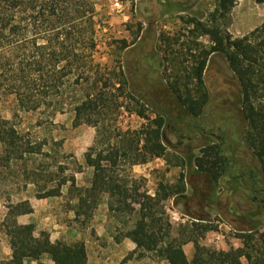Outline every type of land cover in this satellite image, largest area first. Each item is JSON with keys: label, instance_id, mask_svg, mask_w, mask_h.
I'll list each match as a JSON object with an SVG mask.
<instances>
[{"label": "rangeland", "instance_id": "374dc122", "mask_svg": "<svg viewBox=\"0 0 264 264\" xmlns=\"http://www.w3.org/2000/svg\"><path fill=\"white\" fill-rule=\"evenodd\" d=\"M115 1L122 4L121 13L113 10ZM91 2L96 11L94 62L109 78V98H116L117 76L123 72L126 90L138 102L119 97L120 107L111 106L102 124L115 136L146 126L135 113L139 109L146 110L151 119L153 110L166 116L165 156L134 166L124 160L110 175L126 182L129 190L150 195L160 183L184 186L182 195L161 203L164 219L172 226L171 239L182 242L192 236L206 250L227 252L243 248L237 236L244 234L253 239L244 250L256 259L264 258V179L245 141L240 92L224 55L217 52L207 58L203 88L208 103L199 117L186 113L169 90L175 80L190 92L196 88L193 68L212 43L188 22L205 24L216 0ZM235 2L229 15L217 16L214 25L233 38H242L264 23V0ZM0 119L8 121L19 137L18 153L9 160L0 144V258L11 255L3 231L9 223L8 208L13 206L25 211L17 223L28 224L36 234L47 231L44 214L50 213L65 230L53 238L68 246L79 243L84 247L85 241L109 238V221L124 228L121 236L134 227L137 210L110 211L106 195L100 196L95 209L77 210L79 195L91 185L93 169L85 164L84 156L93 145L96 129L84 123L75 126L68 105L57 113L49 109L24 112L13 96L0 92ZM112 142H116L114 137ZM209 145H220L230 160L226 176L218 183L198 174L193 166L199 150ZM56 191L60 195L52 200L42 198ZM203 227L210 231L203 232ZM189 246L194 255L193 245ZM150 254L161 260L156 252ZM42 262L51 264L46 257ZM241 262L246 264L244 259Z\"/></svg>", "mask_w": 264, "mask_h": 264}, {"label": "trees", "instance_id": "16d2710c", "mask_svg": "<svg viewBox=\"0 0 264 264\" xmlns=\"http://www.w3.org/2000/svg\"><path fill=\"white\" fill-rule=\"evenodd\" d=\"M235 4V0H216L211 19L205 24L189 20L188 24L196 27L200 36L209 37L212 46L196 60L192 72L196 88L190 92L175 80L169 90L186 113L193 117L202 115L208 103V93L203 88L207 58L212 53H222L238 84L247 147L264 179V23L242 38L222 31L214 22L217 16L229 15ZM95 14L91 0H0V92L13 96L24 112L49 109L57 113L68 105L75 126L84 123L96 129L93 145L84 156L85 164L93 169L91 185L79 195L77 210L95 209L101 195L107 196L110 211L137 210L138 219L126 237L137 249L156 252L168 264H243L241 259L246 264H264V258L256 259L244 250L253 241L244 234L237 236L243 248H230L227 252L206 250L192 236L182 242L171 239L172 226L164 219L161 203L182 195L184 186L160 183L150 195L129 190L126 182L110 175L124 160L134 166L165 156L162 130L166 116L153 110L155 117L151 119L146 110L139 109L136 115L147 122L142 130L114 136L104 127L109 108L120 107L119 97L138 102L126 90L123 72L117 76L116 98H109V78L94 62ZM113 137L116 142H112ZM18 140L16 130L0 119V144L6 148L8 160L11 154L18 153ZM193 166L198 174L218 183L226 176L230 160L223 155L220 145H209L199 150ZM46 193L42 198L60 195L59 191ZM24 214L22 206L8 208L9 223L3 232L11 255L0 258V264H45L44 257L52 264L86 262L81 244L52 243L48 233L41 231L36 235L33 227L18 224L16 218ZM201 230L210 231L207 227ZM187 243L195 251L190 262L183 251Z\"/></svg>", "mask_w": 264, "mask_h": 264}, {"label": "crops", "instance_id": "0c3cea01", "mask_svg": "<svg viewBox=\"0 0 264 264\" xmlns=\"http://www.w3.org/2000/svg\"><path fill=\"white\" fill-rule=\"evenodd\" d=\"M46 200H48V198ZM50 200H52V197ZM44 217H46L49 223V228L46 229V233L48 232L50 241L52 243L60 241L58 238H53V236L59 237L63 235V231L65 230H63L60 224L58 225V222L50 213L44 214ZM132 229L127 230V232ZM123 231L124 228L120 225L109 221V238L107 237L105 240L101 238L95 242L85 241L83 248L87 260L84 264H168L162 259L154 260L151 258L149 252L137 249L136 245L126 237V234L124 236L120 235ZM105 241L107 242L106 246L104 245L106 243ZM183 251L187 260L190 262L193 258V254L189 243L183 246Z\"/></svg>", "mask_w": 264, "mask_h": 264}, {"label": "built area", "instance_id": "2783aa9c", "mask_svg": "<svg viewBox=\"0 0 264 264\" xmlns=\"http://www.w3.org/2000/svg\"><path fill=\"white\" fill-rule=\"evenodd\" d=\"M113 10L117 13H121L123 11L122 4L118 1H115Z\"/></svg>", "mask_w": 264, "mask_h": 264}]
</instances>
